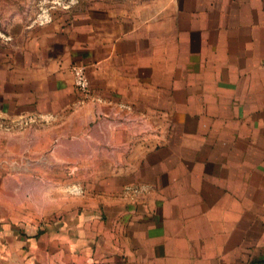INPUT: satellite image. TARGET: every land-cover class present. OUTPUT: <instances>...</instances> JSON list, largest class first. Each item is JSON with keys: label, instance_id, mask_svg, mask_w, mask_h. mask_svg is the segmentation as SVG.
<instances>
[{"label": "crops", "instance_id": "1", "mask_svg": "<svg viewBox=\"0 0 264 264\" xmlns=\"http://www.w3.org/2000/svg\"><path fill=\"white\" fill-rule=\"evenodd\" d=\"M80 1L69 2L67 18L33 19L0 57V116L28 122L89 110L104 136L96 147L141 149L145 171L135 181L152 198L107 205L118 215L90 226L51 222L50 209L23 219L0 206V264H264V0H84L78 9ZM73 64L85 67L87 98ZM164 99L173 144L193 156L166 162L145 139ZM195 115L198 124L244 119L227 139L222 124L177 130Z\"/></svg>", "mask_w": 264, "mask_h": 264}, {"label": "rangeland", "instance_id": "2", "mask_svg": "<svg viewBox=\"0 0 264 264\" xmlns=\"http://www.w3.org/2000/svg\"><path fill=\"white\" fill-rule=\"evenodd\" d=\"M56 1L0 0V57L8 52L11 42L24 41L29 30L26 25L33 19L38 21L48 14L62 19L72 14L71 0L59 4ZM75 6L85 9L88 4L82 0ZM33 29L30 27V33ZM209 87L213 89L216 85ZM202 89V85H196L194 95L202 96ZM249 97L246 93L248 103ZM214 100L215 96L210 94L203 99L210 104ZM162 105L161 117H153L156 130L146 132L145 139L153 141L155 149L166 155V162H174L172 156L176 155L193 156L173 144L175 121L168 115L169 99H164ZM3 115L0 116V206L3 213L8 212L10 206L19 217L26 219L27 214L44 208L53 210L45 215L51 222L81 218L83 225L90 226L96 217L118 215L107 205H136L152 198L135 181L145 171V165L139 162L143 155L141 149L124 148L113 153L112 148L96 147L97 140L104 136L96 129L97 120L89 110H83L78 117L70 110L63 115L28 122L25 116ZM198 118L195 115L187 116L186 120L178 119L185 121L177 123V130L190 135L199 130L198 125H205L207 129L212 124H222L219 132H224L222 137L226 138L231 137L234 120L239 123L244 119L226 115L201 117L205 120L198 124ZM259 118L253 117L254 120ZM31 125L33 129L29 128ZM113 155L119 157L116 162H105V156ZM127 176L130 179L123 180Z\"/></svg>", "mask_w": 264, "mask_h": 264}, {"label": "built area", "instance_id": "3", "mask_svg": "<svg viewBox=\"0 0 264 264\" xmlns=\"http://www.w3.org/2000/svg\"><path fill=\"white\" fill-rule=\"evenodd\" d=\"M71 74L76 89L83 95L88 96L90 93V83L84 66L79 64L73 65L71 67Z\"/></svg>", "mask_w": 264, "mask_h": 264}]
</instances>
